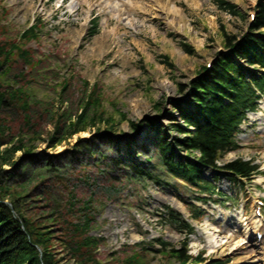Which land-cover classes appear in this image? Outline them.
I'll use <instances>...</instances> for the list:
<instances>
[{"label": "rangeland", "instance_id": "374dc122", "mask_svg": "<svg viewBox=\"0 0 264 264\" xmlns=\"http://www.w3.org/2000/svg\"><path fill=\"white\" fill-rule=\"evenodd\" d=\"M218 1L0 0V48L4 42L15 41L30 50L37 63L42 62L36 72L23 69L28 74L21 83L30 84L26 87L32 124L11 107L0 110V154L9 161L6 165L0 161V169L14 170L13 164L19 162L29 170L32 178L12 189L25 216L40 232L49 233L58 264H90L86 247L74 252L68 244L73 227L84 221L80 213L86 214L85 201L93 199L99 211L93 216V228L78 242L84 244L86 236L98 239L95 256L102 264H120L135 253L145 257V264H179L163 251H184L186 244L189 254L204 255L205 264L214 260L264 264V246L257 247L254 238L261 226L255 217L256 200H264V100L257 105L259 116L249 117L238 134L241 149L220 163L253 162L263 176L256 177L257 185L223 178L218 188L234 200L227 207L196 201L202 196L184 182L129 183L122 171L116 176L105 173L104 178L91 167L92 152L103 148L105 137L121 140L122 145L135 140L134 154L151 147L153 133L144 125L135 134L133 125L155 119L159 113L164 118L175 114L172 103L183 98L179 85L189 84L216 60L224 47V32L234 36L247 32L259 0H224L235 5L246 21L221 9ZM34 24L40 30L38 39L21 40ZM95 27L97 34L89 35ZM185 45L192 47L193 55ZM13 64L23 67L20 60ZM17 72L12 71L7 80L14 87L19 83ZM79 115L85 116L84 131H75ZM18 146H23L22 151L14 150ZM128 153L125 148V157ZM24 156L30 160L22 162ZM204 173L207 180L212 177L211 171ZM61 176L70 179L68 191L62 189ZM193 204L204 209L207 217L197 215L198 220H192ZM171 210L180 212L195 231L181 233L184 229L169 217Z\"/></svg>", "mask_w": 264, "mask_h": 264}, {"label": "trees", "instance_id": "16d2710c", "mask_svg": "<svg viewBox=\"0 0 264 264\" xmlns=\"http://www.w3.org/2000/svg\"><path fill=\"white\" fill-rule=\"evenodd\" d=\"M218 4L221 9L246 21V17L235 5L224 0H219ZM263 30L264 0H259L255 8V18L253 22H250L247 32L241 36L224 32V52L218 53L212 67L209 70L204 68L203 72L189 84L179 85V93L183 95V98L173 101L175 114L166 115L164 118L163 114L159 113L155 119H146L143 123L133 125L135 134L140 133L142 126H147L153 133L152 140L150 138L152 146L139 148L134 154L132 149H135V140H128L122 145L121 140L112 141V138L107 140L105 137L103 148L92 152L91 159L95 160L91 164L93 170L96 169L104 178L105 173L116 176L119 171H122L123 179L129 183L143 180L159 183L165 178H171L185 182L202 192L210 193H212L211 184L202 178V172L205 169H212L219 174L227 173L236 177L249 178L252 172L256 171V167L251 166L250 163L236 160L224 164L223 167H218L217 161H222L225 155L239 149L236 142L238 126L245 121L247 112L258 109L257 91L264 95ZM39 33V28L34 24L22 34L20 39L26 42L37 40ZM94 34H97L96 27L89 32V35ZM184 47L188 54H194L191 46L185 45ZM15 55H17L16 58ZM19 60L23 64L22 68L19 64H13ZM41 64L42 62L35 61L30 50L21 48L15 41L1 44L0 75L6 77L4 79L0 76V110L13 108L18 115H24V119L28 120L26 121L28 125L32 124V117L29 118L32 106L30 105V90L26 87L30 84L21 83L27 81L28 72L23 69L26 67L30 69L29 73L36 72ZM169 67L174 66L170 64ZM14 70L18 71L14 74L19 80L16 87L9 83L10 74ZM93 101L94 99L89 100L83 113L93 105ZM98 101L99 99L96 102ZM81 116H77L79 118L75 131L85 129L82 127L85 116L83 119ZM98 119L103 120L102 113L98 115ZM163 121H167L168 125H164ZM100 136L97 135L96 138ZM125 148L129 152L126 157ZM22 149L23 146H18L14 150L22 151ZM193 152H200L201 157L197 160L192 159ZM184 153L188 154L184 155ZM28 154L26 153L30 156ZM27 156L21 159L22 162L30 160ZM0 161L3 165L9 163L1 154ZM23 165L24 163L19 162L13 164V167L16 166L14 170H19L17 173H13V169L9 171L0 169V264H58L55 255L51 252V239L47 238L49 233L40 232L41 228L33 225L31 220L25 216L17 200L18 193L12 189V186H17L19 183L25 184V180L32 178L29 170H25ZM102 167L106 170H101ZM67 180L70 179L64 176L60 178L62 189L66 191L71 188L68 189ZM45 186L44 183L43 187L46 188ZM46 195L47 192H44L43 196L47 197ZM70 195L74 196V192L72 194L70 192ZM57 203L59 205L60 201ZM85 203L86 214L80 213L84 221L80 219V226L73 227L72 240L68 247H73L74 252L86 247L90 264H102L95 256L99 244L98 239L86 236L84 244L78 242L80 236L86 235L85 233L93 228V216L99 211L93 206L94 199L92 202L89 200ZM171 216L177 224H181L179 215L172 212ZM163 254L179 264L189 262L197 264L206 261L202 256L190 255L186 248L184 251L166 248ZM144 259L142 254L135 253L118 262L120 264H145ZM212 264L224 263L213 261Z\"/></svg>", "mask_w": 264, "mask_h": 264}, {"label": "bare ground", "instance_id": "6f19581e", "mask_svg": "<svg viewBox=\"0 0 264 264\" xmlns=\"http://www.w3.org/2000/svg\"><path fill=\"white\" fill-rule=\"evenodd\" d=\"M252 116L257 117V116H259V114H249V117H252ZM262 122H264V118H262ZM210 240H211V241H215V237H214V236H211V237H210Z\"/></svg>", "mask_w": 264, "mask_h": 264}]
</instances>
